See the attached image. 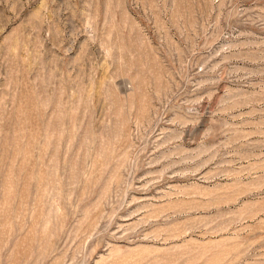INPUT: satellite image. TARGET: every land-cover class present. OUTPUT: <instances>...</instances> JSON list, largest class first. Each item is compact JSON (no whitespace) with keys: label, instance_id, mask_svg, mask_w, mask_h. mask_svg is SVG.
Here are the masks:
<instances>
[{"label":"rangeland","instance_id":"rangeland-1","mask_svg":"<svg viewBox=\"0 0 264 264\" xmlns=\"http://www.w3.org/2000/svg\"><path fill=\"white\" fill-rule=\"evenodd\" d=\"M0 264H264V0H0Z\"/></svg>","mask_w":264,"mask_h":264}]
</instances>
